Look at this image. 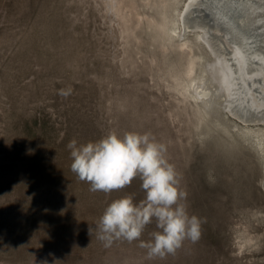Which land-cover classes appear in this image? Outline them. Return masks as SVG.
<instances>
[{"label": "rangeland", "instance_id": "374dc122", "mask_svg": "<svg viewBox=\"0 0 264 264\" xmlns=\"http://www.w3.org/2000/svg\"><path fill=\"white\" fill-rule=\"evenodd\" d=\"M185 2L0 0V264H264V128L189 95L192 58L172 25ZM112 132L166 145L202 220L196 242L149 258L139 240L89 234L112 200L145 197L138 177L105 194L71 172V140Z\"/></svg>", "mask_w": 264, "mask_h": 264}, {"label": "clouds", "instance_id": "9594fccd", "mask_svg": "<svg viewBox=\"0 0 264 264\" xmlns=\"http://www.w3.org/2000/svg\"><path fill=\"white\" fill-rule=\"evenodd\" d=\"M62 94H71V89ZM70 170L92 192L110 194L130 186L135 178L142 182L143 200L134 202L132 194L112 200L89 234L105 245L115 240L140 241L149 258L174 254L188 239L196 242L202 220L188 211L187 192L180 187L175 166L167 159V147L150 133L115 132L97 140L78 144L73 139ZM155 221L158 231L141 240L146 226Z\"/></svg>", "mask_w": 264, "mask_h": 264}, {"label": "bare ground", "instance_id": "6f19581e", "mask_svg": "<svg viewBox=\"0 0 264 264\" xmlns=\"http://www.w3.org/2000/svg\"><path fill=\"white\" fill-rule=\"evenodd\" d=\"M178 14L172 25L192 58L189 95L205 110L219 104L236 125L264 128V0H186ZM190 38L200 54L192 53Z\"/></svg>", "mask_w": 264, "mask_h": 264}, {"label": "trees", "instance_id": "16d2710c", "mask_svg": "<svg viewBox=\"0 0 264 264\" xmlns=\"http://www.w3.org/2000/svg\"><path fill=\"white\" fill-rule=\"evenodd\" d=\"M38 120H35V125H38V122H37ZM39 121H40V119H39Z\"/></svg>", "mask_w": 264, "mask_h": 264}, {"label": "water", "instance_id": "95a60500", "mask_svg": "<svg viewBox=\"0 0 264 264\" xmlns=\"http://www.w3.org/2000/svg\"><path fill=\"white\" fill-rule=\"evenodd\" d=\"M223 111V110H222ZM262 125V123H260Z\"/></svg>", "mask_w": 264, "mask_h": 264}]
</instances>
